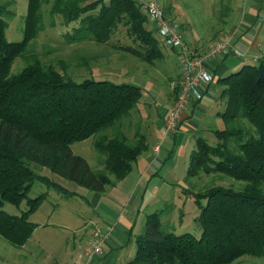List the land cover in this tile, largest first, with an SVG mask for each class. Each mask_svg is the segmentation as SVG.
<instances>
[{"label": "trees", "instance_id": "obj_1", "mask_svg": "<svg viewBox=\"0 0 264 264\" xmlns=\"http://www.w3.org/2000/svg\"><path fill=\"white\" fill-rule=\"evenodd\" d=\"M44 2L50 0H27L19 42L6 40L5 16L10 12L6 4H0V237L15 247L24 246L37 227L29 217L38 210L44 194L28 197L35 181L73 195L37 174L31 165L102 193L125 179L132 164L149 150L145 135L138 132L134 143L122 133L103 134L135 109L142 98L139 86L95 79L76 82L37 59L10 76L14 60L37 36ZM50 10L61 15L66 25L76 24L69 43L92 40L106 44L123 27L133 46L120 49L149 65L163 58L162 45L134 0H52ZM163 13L168 20L169 5ZM227 13L228 17L229 8ZM221 21L224 27L228 25L227 18ZM179 81L178 75L175 97ZM217 84L224 102L217 118L226 127L210 131L213 144L205 137L196 138L186 176L220 174L245 185L241 190L211 186L191 193L199 211L195 218L201 229L198 237L164 232L161 213L148 214L127 264H231L244 256L264 257V61L247 63L218 78ZM89 138L103 157V170H91L69 149ZM22 202L26 210L19 215L2 209L4 203L19 208Z\"/></svg>", "mask_w": 264, "mask_h": 264}, {"label": "rangeland", "instance_id": "obj_2", "mask_svg": "<svg viewBox=\"0 0 264 264\" xmlns=\"http://www.w3.org/2000/svg\"><path fill=\"white\" fill-rule=\"evenodd\" d=\"M157 1L161 4L163 11L164 6H170V13H166L168 20L180 27L189 46L192 49L191 44L196 47L195 52L203 53V50L211 48L215 42L229 39L227 36L230 37L231 44L232 37L227 34L228 27H224L221 20L227 18L228 8L232 14H236L240 0ZM244 1L241 0V5ZM0 4H6L7 10L11 13L5 16L7 22L5 38L8 42H19L22 39L27 0H0ZM51 5L52 0L42 4L37 36L29 43L25 52L14 60L10 76L20 73L27 65L37 59L42 65L51 66L54 70L66 74L76 82L84 79H95L137 85L141 88L142 98L135 109L123 117L115 127L107 129L103 134L112 137L117 133H122L127 136L130 143H134V134L138 132L145 135L147 142L152 141L153 128L158 120V111H163L167 105L164 93L167 94L169 88L173 91L175 84L172 79L175 80L179 75L177 61L173 53L168 51V48L161 46L164 54L161 60L156 61L154 65L140 61L132 54L120 49L122 46H133L123 27L114 31L106 44H98L92 40L69 43L71 41L69 34L76 24L72 22L66 25L61 15L51 14ZM260 9L259 15L264 14V2ZM224 14L226 15L224 16ZM229 23L230 21H228V26ZM148 28L151 29V26L149 25ZM261 32H263L262 37L264 38V25ZM153 33L156 36L154 31ZM231 54L233 53L231 52ZM239 57L243 58L244 54ZM218 85L220 88V84ZM219 92L216 93L213 115L224 109V102L218 96ZM168 113L169 110L164 119ZM182 120L183 118L179 126H181ZM225 127L224 121L217 118L213 128L223 129ZM205 139L210 144L215 143V137L211 133H207ZM93 141V138H89L82 142L73 143L69 149L73 155L82 157L91 170H103V157L94 149ZM158 142L160 141L158 140L152 148L154 157L160 153L159 149L158 153L154 154V148ZM180 157L179 159L184 161V165H181L180 169H184L186 172L189 159ZM31 168L37 174L52 180V175L50 173L45 174L42 168L33 165ZM132 176L133 174L124 180L114 181L118 186L116 188L114 185L117 192L113 193L111 199L105 197L106 201H112L115 204L114 207L118 211L136 205L137 192L135 193L136 196L133 195ZM112 180L114 179L112 178ZM244 185L245 183L242 181H236L220 174L206 175L200 173L195 177H187L184 173V179L170 188L166 196H164L165 193H159L155 202L142 208L141 217L139 216L137 224H140L141 221L145 224L146 216L158 211L161 213L160 218L164 232L189 233L198 237L201 229L195 218L199 211L191 193L201 192L211 186L241 190ZM64 188L73 195L64 194L42 181L37 180L33 183L28 197L36 198L44 194L38 210L29 217V221L36 224L37 227L31 238L22 247H15L0 237V264H58L60 260L67 258L74 238L75 240L79 239L84 234L81 246L86 248L92 232L97 229L102 232L97 225H88L86 229H83L89 219L98 220V213L100 214L102 210L103 201L97 202L95 194L100 193L74 184L64 185ZM106 188L108 190L113 189L112 185ZM202 203L204 204L205 201ZM2 209L8 214L19 215L21 211L26 210V204L22 202L19 208H16L4 203ZM142 233L143 230L140 231L139 235ZM129 250L130 254L134 256L136 250L134 242L125 248V251ZM103 255L104 253L99 257ZM231 264H264V257L244 256Z\"/></svg>", "mask_w": 264, "mask_h": 264}, {"label": "crops", "instance_id": "obj_3", "mask_svg": "<svg viewBox=\"0 0 264 264\" xmlns=\"http://www.w3.org/2000/svg\"><path fill=\"white\" fill-rule=\"evenodd\" d=\"M240 2L241 0L238 2L235 16L230 12L227 17V20L230 21L229 26L227 25V34L232 37L230 45L243 52L244 57L228 54L209 62L208 68L213 74L210 92L205 94L201 101L191 102L183 116L180 128L173 135L163 133V121L174 102L175 92L169 88L168 93H164L167 105L163 111H158V120L153 128L152 141H148L149 150L137 158L128 175L133 174L131 186H133V195L136 196L137 192L136 205L118 211L112 201H106L105 197L111 199L113 193L117 192V184H114L116 188L112 185L113 189L106 188L104 192L95 194L97 202L103 201L102 210L100 214L98 213V220L89 219L83 229H86L88 225H97L101 228L105 235L102 243L104 255L92 258L88 264H127L132 259L130 250L125 251V248L132 245L133 242L135 243V238L143 230L142 221L137 224L142 208L155 202L159 193H165L164 196H166L170 188L184 179L186 172L184 169H180V166L184 165V161L179 157L189 159V155L195 147L196 138L205 137L213 129L219 112L213 115L212 111L217 97L216 93L220 91L217 84L218 78L238 71L247 63L264 61V38L262 37L263 32H261L264 25V14L259 15L264 0H245L243 5ZM168 51L170 50L168 49ZM172 80L174 82L176 79ZM158 140L161 143L160 153L154 157L152 148ZM42 171L45 174L50 173L53 177L52 180L45 177L63 188L64 185L74 184L51 173L46 168H42ZM83 236L84 234L76 240L74 238L67 258L60 260L58 264H86L85 248L81 246Z\"/></svg>", "mask_w": 264, "mask_h": 264}, {"label": "built area", "instance_id": "obj_4", "mask_svg": "<svg viewBox=\"0 0 264 264\" xmlns=\"http://www.w3.org/2000/svg\"><path fill=\"white\" fill-rule=\"evenodd\" d=\"M134 1L141 7L161 45L172 50L176 56L180 77L179 90L165 121H163L165 135H173L180 128V121L189 109L191 102L201 101L204 95L210 92L213 74L208 68L209 62L231 54V52L236 56H242L243 53L234 46H230V37L227 36L229 39L215 42L206 52L199 54L187 45L180 27L165 18L162 6L157 0ZM159 149L160 142L156 144L154 154L158 153ZM104 239L105 235L100 230L92 232L91 239L84 251L86 264L92 258L103 254Z\"/></svg>", "mask_w": 264, "mask_h": 264}]
</instances>
